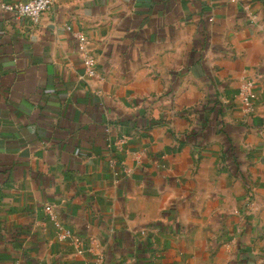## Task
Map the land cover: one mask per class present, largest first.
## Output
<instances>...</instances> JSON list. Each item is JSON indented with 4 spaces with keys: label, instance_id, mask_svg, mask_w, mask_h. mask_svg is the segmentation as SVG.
I'll list each match as a JSON object with an SVG mask.
<instances>
[{
    "label": "crops",
    "instance_id": "crops-1",
    "mask_svg": "<svg viewBox=\"0 0 264 264\" xmlns=\"http://www.w3.org/2000/svg\"><path fill=\"white\" fill-rule=\"evenodd\" d=\"M0 264H264V0L0 9Z\"/></svg>",
    "mask_w": 264,
    "mask_h": 264
},
{
    "label": "built area",
    "instance_id": "built-area-1",
    "mask_svg": "<svg viewBox=\"0 0 264 264\" xmlns=\"http://www.w3.org/2000/svg\"><path fill=\"white\" fill-rule=\"evenodd\" d=\"M62 0H23L16 2H4L0 0V9L9 14L13 19L19 21H25L31 26H36L40 23L41 16L44 12L52 9L54 5L58 4ZM67 29H71V26H66ZM73 35L79 41V48L82 58V63L84 67V74L87 78H98V69H97V57L90 51L87 46V40L85 35L81 31H74ZM240 100L242 105V110L246 114H249L253 111V94H252V84L251 82H245L242 84L240 91ZM111 166L116 164L114 159L110 160ZM45 211L48 212L49 217L53 221H57V216L53 212L51 206H46ZM145 232V229H142V233ZM58 238L60 240H71L77 246L80 245V239L74 236L68 229H60L58 233ZM80 254L84 253L81 247L78 248Z\"/></svg>",
    "mask_w": 264,
    "mask_h": 264
}]
</instances>
